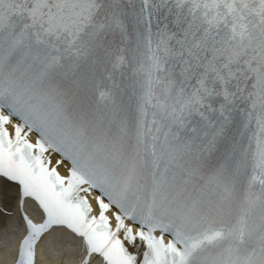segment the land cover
Masks as SVG:
<instances>
[{"label": "snow or ice", "instance_id": "snow-or-ice-1", "mask_svg": "<svg viewBox=\"0 0 264 264\" xmlns=\"http://www.w3.org/2000/svg\"><path fill=\"white\" fill-rule=\"evenodd\" d=\"M0 264H264V0H0Z\"/></svg>", "mask_w": 264, "mask_h": 264}]
</instances>
